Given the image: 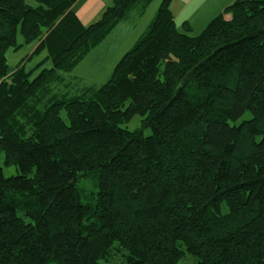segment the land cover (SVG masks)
<instances>
[{
  "label": "trees",
  "instance_id": "1",
  "mask_svg": "<svg viewBox=\"0 0 264 264\" xmlns=\"http://www.w3.org/2000/svg\"><path fill=\"white\" fill-rule=\"evenodd\" d=\"M78 1L0 0V156L17 170L0 165V264H264V0L198 37L162 0L107 83L59 97L152 2L114 0L84 26ZM30 44L53 64L33 80L6 56ZM135 116L151 136L122 129Z\"/></svg>",
  "mask_w": 264,
  "mask_h": 264
},
{
  "label": "rangeland",
  "instance_id": "2",
  "mask_svg": "<svg viewBox=\"0 0 264 264\" xmlns=\"http://www.w3.org/2000/svg\"><path fill=\"white\" fill-rule=\"evenodd\" d=\"M94 1L96 0H83L81 3L82 6L85 7L89 6ZM27 2L31 3L30 1ZM161 2L162 0H152L150 6L144 12L142 11V8H138L131 17L127 19L125 25L119 29L120 31H115L104 43L94 49L88 57L76 67L72 74L65 76L67 83L73 82L72 87L65 89L61 85H56L54 88L55 94L59 95V97H74L85 87H100L107 83L116 64L132 49L141 36L145 34L154 20ZM177 27L180 31H183L182 21H177ZM200 27L201 26L196 25V27L188 34L192 37H198L205 30V28ZM19 42L22 43L21 38ZM35 49L36 45L30 44L23 45L16 51L9 50L6 56L10 72L15 71L16 68L23 64L25 70L31 72V80H33L42 70L51 69L53 67L52 61L50 59L45 60L48 56L46 51L31 57ZM43 61H45L44 64L40 65ZM75 79H78V81H74ZM60 117L64 121H68L65 109L60 111ZM142 121V117L135 116L129 122L122 124L121 127L130 132L142 130L145 137L151 136L152 132L150 129H143ZM4 162L5 155L2 153L0 156V165L3 168L4 176L10 178L17 175L16 168L7 167ZM84 185L86 194H90L94 191L91 183L85 182L83 186ZM178 264H197V261L192 256L186 255Z\"/></svg>",
  "mask_w": 264,
  "mask_h": 264
},
{
  "label": "crops",
  "instance_id": "3",
  "mask_svg": "<svg viewBox=\"0 0 264 264\" xmlns=\"http://www.w3.org/2000/svg\"><path fill=\"white\" fill-rule=\"evenodd\" d=\"M83 0H79L73 7V11L79 17L84 26H89L97 22L114 0H96L89 6H82ZM85 1V0H84ZM237 0H174L172 11L182 24L187 22L191 31L197 26L206 28L207 25L217 16H219L227 7ZM126 21L121 23L112 33L120 31ZM119 33V32H118ZM110 35V36H111ZM109 36V37H110ZM108 37V38H109Z\"/></svg>",
  "mask_w": 264,
  "mask_h": 264
}]
</instances>
